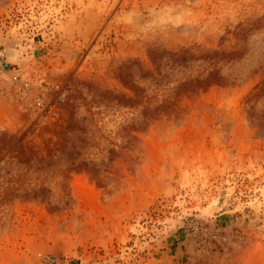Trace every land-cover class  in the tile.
Segmentation results:
<instances>
[{
  "label": "rangeland",
  "instance_id": "1",
  "mask_svg": "<svg viewBox=\"0 0 264 264\" xmlns=\"http://www.w3.org/2000/svg\"><path fill=\"white\" fill-rule=\"evenodd\" d=\"M77 261L264 264V0H0V264Z\"/></svg>",
  "mask_w": 264,
  "mask_h": 264
},
{
  "label": "trees",
  "instance_id": "2",
  "mask_svg": "<svg viewBox=\"0 0 264 264\" xmlns=\"http://www.w3.org/2000/svg\"><path fill=\"white\" fill-rule=\"evenodd\" d=\"M177 54H178V55H181V54H179V52H175V53H173L172 55H170L169 60H171V56H173V55H177ZM180 57H182V56H177V57L174 58V59L172 58V60H173V61H177V60H179ZM160 66H161V65L158 64V67H157V73L160 75V77L157 78V82H159L160 80H162L163 77H166V76H167V73H162V72H161V70H160ZM73 264H80V262L77 261V262H75V263H73Z\"/></svg>",
  "mask_w": 264,
  "mask_h": 264
}]
</instances>
